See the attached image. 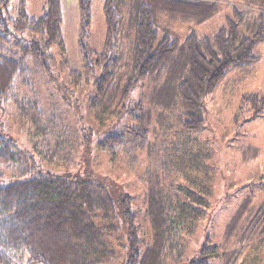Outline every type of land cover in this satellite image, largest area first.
Wrapping results in <instances>:
<instances>
[{
    "label": "trees",
    "instance_id": "trees-1",
    "mask_svg": "<svg viewBox=\"0 0 264 264\" xmlns=\"http://www.w3.org/2000/svg\"><path fill=\"white\" fill-rule=\"evenodd\" d=\"M9 3L0 0V110L20 87L33 91L26 64L47 67L55 60L51 49L56 47L63 58L60 66L68 71L67 86L76 91L94 86L88 109L93 111L94 123L104 125L103 132L108 133L97 139L96 149L115 156L121 148L130 159L134 157L131 141L137 145L147 141L155 115L160 125L166 123L177 104L186 107L178 111L180 136L202 130L199 111L204 98L231 68L254 64L258 57L253 48L264 42V11L257 15L251 36L241 34L244 13L237 8L215 34L200 36L194 28L221 10L215 1L105 0L103 49L94 52L79 41L82 68L72 70L65 60L60 0H43L38 17L27 15L26 0H18L12 18ZM91 5L92 0H78L81 37L91 27ZM177 23L189 25L184 36L173 30ZM39 100L17 105L19 115L27 117L36 133H67L69 124L46 116ZM263 110L264 95L240 97L238 116L248 111L253 120ZM78 125L82 129L79 120ZM159 129L164 133L168 127L162 124ZM259 154L252 147L241 151L244 162ZM75 156L79 163L85 160L81 153ZM30 164V156L0 134V167L6 171L16 167L19 178L1 185L4 170H0V264H182L185 240L209 206V188L202 178L187 170L178 176L172 169L157 170L156 177L163 183L149 182L142 203L150 225V236L144 238L131 209L132 197L114 186L108 188L106 178L94 177L84 167L65 175L35 173ZM171 175L175 178L166 183ZM253 200L252 194L243 198L225 227L222 244L202 246L186 264L215 260L231 264L247 248L263 251L264 202L254 211ZM232 239L235 246L225 249L223 243Z\"/></svg>",
    "mask_w": 264,
    "mask_h": 264
},
{
    "label": "rangeland",
    "instance_id": "rangeland-1",
    "mask_svg": "<svg viewBox=\"0 0 264 264\" xmlns=\"http://www.w3.org/2000/svg\"><path fill=\"white\" fill-rule=\"evenodd\" d=\"M104 1L92 0L91 27L87 35L81 37L78 0H60L65 60L72 70L82 68L79 41L94 52L103 49ZM206 1L217 2L221 10L211 20L194 28L200 36L215 34L226 24L227 18H232L234 8L244 13L240 23L241 34L251 36L256 29L257 15L264 11V0ZM17 2L18 0H10L8 6V14L12 18L17 14ZM42 9L43 0H26L27 15L38 17L42 14ZM174 27L173 30L178 35L184 36L189 25L177 23ZM51 52L55 55V60L47 62L45 64L47 67H39L33 62L26 64L35 95L32 94L33 91H26L20 87L19 91L15 90L14 97L0 110V134L13 140L18 151L26 152L30 156V166L35 169V173L65 175L84 167L92 176L106 178L108 188L114 186L118 191L132 197L131 209L136 222L142 227L144 238H147L150 236V225L144 215L142 203L149 182L155 183L156 179L163 183L156 177V171L172 169L175 175L179 171H191L195 177L202 178L208 185L209 206L194 233L185 240V261L182 264H186L195 256L202 246L222 244L225 227L246 195H253L254 211L264 202V110L261 116L253 120L250 119L251 112L248 111L238 116L242 95L250 93L264 95V42L256 43L253 48V55L258 57L254 64L231 68L213 91L204 98L199 111L204 120L202 130L183 133L182 137L187 140L182 139L181 133H178L181 130L178 111L186 107L177 104L176 113L163 121L166 123L160 125V120L155 115L148 126L147 141H139L138 145L136 140L131 141L130 153L133 154V159L118 147L115 156L96 149L97 139L108 133L103 132L104 125L97 126L94 123L93 111L88 109L94 94V86L91 84L77 91L75 88H69L66 81L68 71L60 66L63 58L58 55L56 47L52 48ZM142 92H146V89L144 88ZM139 93V90L135 92V98ZM37 97L40 98L39 107L46 116L54 118L56 123L61 121L69 124L67 133H45L44 130L36 133L33 124L30 125L26 121L27 117L19 115L20 109L17 105ZM78 120L83 125L82 129H79ZM110 121L111 119H108L106 125ZM162 124L168 127L164 133L159 129ZM90 128L91 133L88 131ZM83 137L85 139L82 143ZM57 144H60L59 147ZM248 147L258 149L260 154L257 158L244 162L241 151ZM133 148L135 150L132 152ZM76 153L84 156L85 160L82 163H79ZM15 168L10 166L6 171L4 166L0 167V170H4L1 185H8L19 179ZM172 177L167 176L165 182L175 178ZM116 209H119L118 204ZM223 245L229 250L235 246V241L232 239ZM219 263V260L210 262ZM231 264H264V250L247 248Z\"/></svg>",
    "mask_w": 264,
    "mask_h": 264
}]
</instances>
